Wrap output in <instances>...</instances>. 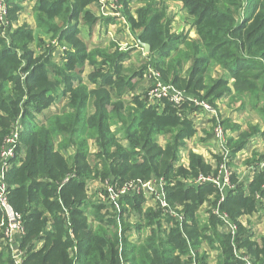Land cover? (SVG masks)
Wrapping results in <instances>:
<instances>
[{
	"label": "trees",
	"instance_id": "1",
	"mask_svg": "<svg viewBox=\"0 0 264 264\" xmlns=\"http://www.w3.org/2000/svg\"><path fill=\"white\" fill-rule=\"evenodd\" d=\"M22 1L5 0L7 22L0 26V151L17 126L16 154L5 182L8 200L22 219L20 264H212L205 247L217 253L214 264H243L234 246L253 264H264V236L255 239L238 219L264 207V170L254 172L248 183L231 171L233 187L220 204L237 227L231 241L212 213L216 187L190 181L217 169L191 150L188 166L178 164L186 140L196 132L194 109L185 105L178 111L167 100L150 104L146 88L135 93L150 66L162 82L214 106L227 96L230 105L255 109L264 123V0H177L193 38L172 30L169 0H123L132 44L140 40L150 46L144 63L128 73V45L119 49L117 42L102 46L97 41L89 47L79 37L81 24L92 29L117 21L98 17L90 8L96 0H36V27L63 48L57 60L53 47L43 48L50 40L38 38L36 53L33 29L17 23ZM133 1L139 4L132 13ZM222 123L232 160L251 137L264 141V125L242 128L229 118ZM263 156L253 151L245 163ZM151 177H163L168 204L182 207L184 234L161 210L143 208V196L128 194L118 199V233L109 204L87 193L92 179L121 184ZM2 219L0 211V224ZM133 231L136 240L130 238ZM0 264H15L1 237Z\"/></svg>",
	"mask_w": 264,
	"mask_h": 264
},
{
	"label": "built area",
	"instance_id": "2",
	"mask_svg": "<svg viewBox=\"0 0 264 264\" xmlns=\"http://www.w3.org/2000/svg\"><path fill=\"white\" fill-rule=\"evenodd\" d=\"M123 0H96V11L98 17L111 16L115 17L117 22L123 28L127 29V22L123 14L122 8ZM121 8V11H120ZM7 15V5L5 0H0V26H4L7 22L5 17ZM4 29V28H2ZM4 37L6 36V31L1 33ZM126 45V44H125ZM127 46V45H126ZM137 46V45H136ZM53 47L54 51L53 56L58 58L62 55L63 48L58 46L56 40H50L44 45V49ZM125 48V47H124ZM55 49H58L60 52H55ZM143 51V49L141 48ZM146 80L149 82L147 89L146 97L148 103L152 104L157 101L167 100L172 104L178 111H180L185 105L190 106L194 109L191 116L198 114L201 115L204 121L208 123L210 130L212 132V146H214L211 157L214 161V169H217V173L210 174H197L190 181L195 185H201L206 182L212 183L217 190V198L215 199L214 206L212 207V213L219 219V230L225 234H228L231 238V241H234L237 227L236 224L229 218L228 214L220 209V204L224 201L226 196V191L233 187L231 181V171L235 167L243 166L245 168V174H247V180L245 183H248L253 178L254 172H259L264 170V156L259 161H252L248 164L245 163L246 160L252 157L253 151L262 152L264 154V142L255 144L250 150V154L247 151V148L242 149L236 154L235 159L232 160L230 149L227 145V130L223 125V113L220 110V107L217 105H212L206 99L199 96L189 95L182 89H178L170 83H164L161 80V75L159 71L148 66L146 69ZM19 129L17 126L5 137L4 146L0 151V211L2 213L3 219L0 224V237L4 244L8 247L11 240L16 237L21 242L23 229H22V219L21 216L13 209L9 200H8V190L5 182V173L10 166V159L15 157V149L17 146ZM234 162V168L230 167V162ZM238 179V176H237ZM166 181L163 177H151L147 180L140 178L130 179L121 184L118 182H101V188L104 191L96 193V197L103 201L104 203L109 204V211L114 213L116 219L117 232H121V221H120V207L118 199L125 195H141L145 198L150 206V208L161 210L163 215L172 218L180 230H183L182 222L183 215L180 212L182 209L181 206L171 207L166 200L165 193ZM264 189V184L262 185ZM256 198H259V193L255 194ZM107 211L108 208L105 207L104 211ZM203 216H206L203 214ZM166 227L168 225L166 224ZM183 233V231H182ZM184 234V233H183ZM142 235V234H141ZM144 235H142L143 237ZM185 236V235H184ZM131 240L138 239L137 233L132 232L130 236ZM233 254L239 258L243 264H253L250 255L244 251L242 248L233 247ZM15 264H20L14 262Z\"/></svg>",
	"mask_w": 264,
	"mask_h": 264
},
{
	"label": "crops",
	"instance_id": "3",
	"mask_svg": "<svg viewBox=\"0 0 264 264\" xmlns=\"http://www.w3.org/2000/svg\"><path fill=\"white\" fill-rule=\"evenodd\" d=\"M35 2H36V0H23L21 2V10L18 14V22L17 23L19 25L21 23H26L33 29L34 41L32 43V47L34 48L35 52L38 53L39 52L38 51L39 46H37L36 40L38 38H42L44 40H47L50 38L48 37L49 35L43 33L41 30H39L36 27L35 20H34V11H33V7H34ZM133 4H135L137 6L139 3H136L133 1L132 5ZM135 5H133V9L136 8ZM165 6H166V16L169 17V19H171L172 30L175 33H187L188 32L189 37H191V38L195 37L196 36L195 31L190 24L189 17L187 16L186 12L182 8L181 2L177 1V0H169V1H166ZM133 9H132V11H133ZM182 18H184L185 21L184 20L182 21ZM116 24H117V21L116 22H110L107 25H102L104 27L103 28L104 34L102 36H104V37L107 36V39L102 38L100 36V34L95 32V40H101L102 46H109L112 42H117L119 45V44L127 43L123 40L132 39L131 35H128L130 32L127 29L123 28L122 25L117 27ZM80 27L82 30V26H80ZM87 31L89 33V29ZM130 43H131V41H130ZM130 43L128 45H131ZM132 47H134V46H132ZM132 47H130V48H132ZM134 48H135L134 51H136L137 49H140L141 54L143 56H145L146 52L141 51L140 45H138ZM55 52L57 53V52H59V50L55 49ZM57 59H58V57H55V60H57ZM129 60L130 59L127 60L126 65L128 64V62H130ZM187 66L188 65H186V67ZM148 83L149 82L147 80H143V82L140 84V86L135 90V93L136 94L140 93L143 89H145L148 86ZM220 101L221 100H218V102H220ZM220 110L222 111L221 107H220ZM192 118H193L194 128H195L196 132L192 138L186 140L187 146L185 147L184 150H181L180 159H179L178 164L182 165V166H188L189 151L191 150L197 154L202 155L204 160L207 163L211 164L212 167H214V161L211 157V153H212L214 146H212L211 135H207L210 133V132H208V131H210V127L208 126V123L203 120L201 115L196 114ZM227 118L238 123L236 115H233L232 113L229 114V116L224 117V119H227ZM59 140H60V137H58V141ZM260 142H264L260 136L251 137L249 139L248 145L246 147L248 153L250 154L251 153L250 150L252 149V147L255 144H259ZM254 147H257V146H254ZM90 148H91V151H93V152L95 151L94 144L91 143ZM71 152H72L71 148L67 149L66 151H63V153L65 155H68V153H71ZM21 154L23 155V152ZM236 166L237 167H235L234 171L237 172L238 180L245 182L247 180V177H246L247 174H245V168L243 167L244 165L241 167L238 165H236ZM100 186H101V178L92 179L87 183V193H88L89 199L92 197V194L94 192H96ZM143 208H150V206H149V204L145 198H144V202H143ZM88 211H89V209H88ZM203 214L204 213H202L201 215H203ZM89 216H90V221L93 220V216L91 213H89ZM164 227H166V224H164ZM147 234H148V229L146 228L143 231L142 235L145 236ZM20 244H21V242L19 241V239L14 237L8 246L11 257L13 258L14 262H18V263H20V260H21ZM38 246H39V244H38ZM205 250H206L207 254L209 255V257H211V255L213 253L214 254L216 253L214 251L212 252V250H210L208 247H205ZM216 255H217V253H216ZM193 264H196V263H193Z\"/></svg>",
	"mask_w": 264,
	"mask_h": 264
},
{
	"label": "rangeland",
	"instance_id": "4",
	"mask_svg": "<svg viewBox=\"0 0 264 264\" xmlns=\"http://www.w3.org/2000/svg\"><path fill=\"white\" fill-rule=\"evenodd\" d=\"M133 5H135V4H133ZM133 5L131 6L132 9H133ZM90 8L93 11H96V5H91ZM120 11H121V8H120ZM133 11H134V9H133ZM133 11H131V12L133 13ZM183 20L185 21L184 18H182V21ZM120 23L121 22H117V24H116L117 27L121 26ZM80 26H82V32L79 35V37H81V39L89 47H93V45L96 44L97 41H101V40H95V32L100 34V36L102 38L107 39V36L106 37L102 36L104 34V31H103L104 27L102 25H100V24L99 25L97 24L92 29L86 28L82 24ZM88 29H89V33L87 31ZM187 34H188V32L186 33V35ZM128 35H131V34L129 33ZM131 38L132 39H130V40L129 39L128 40H123V41H125L127 43L119 44L118 48L119 49H125L124 48V47H126L125 44L128 45L130 43V41H131V43H130L131 45H128V47L134 46V44H132L133 43V38H134L132 35H131ZM49 40L50 39H47V40H44L43 42H46V41H49ZM113 48L114 47H111L110 49H113ZM130 49L132 51L130 52V58H129L130 62H128V64H127V67H128L127 68V73L139 68L144 63V58H145V56H143L141 54L140 49H137L136 51H134L135 48H130ZM218 100H221V101L218 102ZM215 103H216L217 106L219 105L218 107H221V109L223 111L222 113H224L223 114L224 117L229 116V114H231V113L233 115H236L237 122L241 125L242 128H245V127L247 128L249 125H255V124H259L262 127L264 125L263 119L260 116L259 112H257L255 109H253V108H251L249 106H245V108L241 110L240 108H238L239 107L238 103H233L232 105H230L229 104V97H227V96H224L222 99H217L215 101ZM208 132H210L212 134L211 130L208 131ZM158 142H159V144L163 145L164 142H165V139L162 136H160L158 138ZM238 219H239V222L243 226L250 227V230L253 233L255 239H260L261 237L264 236V207L262 209H260L259 214H255V215H251V216L243 215V216H240ZM212 252H213V250H212ZM215 255H216V253L215 254L213 253L211 255V257H209V259H208L209 262L212 263V264L215 263Z\"/></svg>",
	"mask_w": 264,
	"mask_h": 264
},
{
	"label": "water",
	"instance_id": "5",
	"mask_svg": "<svg viewBox=\"0 0 264 264\" xmlns=\"http://www.w3.org/2000/svg\"><path fill=\"white\" fill-rule=\"evenodd\" d=\"M137 43H138V45L141 46V48L143 49L144 52H146V53L149 52L150 46L147 43L141 42L140 40H138Z\"/></svg>",
	"mask_w": 264,
	"mask_h": 264
}]
</instances>
